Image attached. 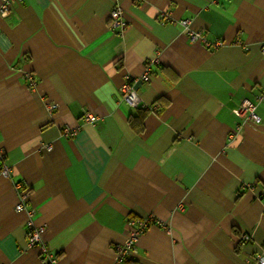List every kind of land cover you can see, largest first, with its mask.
Segmentation results:
<instances>
[{
	"label": "crops",
	"instance_id": "0c3cea01",
	"mask_svg": "<svg viewBox=\"0 0 264 264\" xmlns=\"http://www.w3.org/2000/svg\"><path fill=\"white\" fill-rule=\"evenodd\" d=\"M262 40L264 0H14L0 16V264H43L15 182L55 264H111L147 216L128 264H256ZM131 82L137 107L119 92Z\"/></svg>",
	"mask_w": 264,
	"mask_h": 264
},
{
	"label": "built area",
	"instance_id": "2783aa9c",
	"mask_svg": "<svg viewBox=\"0 0 264 264\" xmlns=\"http://www.w3.org/2000/svg\"><path fill=\"white\" fill-rule=\"evenodd\" d=\"M14 0H0V16H5L10 11V6ZM109 27L111 29H116L118 32H122L127 27V22L123 17L122 9L119 6H114L109 11ZM163 20L170 23H179L182 25V27L186 30L187 35L191 42H198V41H204L203 37L201 36L199 31L191 30L189 27L190 20L187 18L179 19V20H173L168 17V15L162 16ZM206 45L209 43L206 41ZM220 42H216L215 45L218 46ZM260 53L262 58L264 59V40L260 43ZM149 78L148 69L143 72L137 79L134 81L137 82L140 81H147ZM32 83V81L30 82ZM119 92L121 94V98L123 101H125L129 106L131 107H137L139 105V97L136 94L134 83H125L119 88ZM264 98V90L260 92L256 98L255 101H259ZM255 101H250L248 99H243L240 102L241 107H243L248 112V117L253 120H258L257 115L254 113L255 109ZM49 108L55 107V104H49ZM155 107H152L154 109ZM83 120L85 122H94L96 120V117L91 114H84ZM76 132L75 129L66 130V133L68 135H73ZM1 159V155H0ZM0 171L2 174L9 176L10 170L7 165L4 163H0ZM15 189L18 191V201L14 206V209L16 211H25L27 215L26 219V235H27V243L31 246L36 247L40 254H41V260L43 261V264H55L57 261V257L50 253L47 249V246L45 244V241L42 239L41 232H42V226H38L34 222V210L32 208H26V201L28 192L24 191L23 189L20 190V183L15 182L14 183ZM155 222V219L152 216H147L143 220L138 222V225L134 228H131L128 232L126 239L123 243L117 244L114 247L115 256L113 258V261L111 264H128V260L133 258L136 254V243L138 236L143 232L144 228L147 224ZM255 263L256 264H264V256L262 254L255 255Z\"/></svg>",
	"mask_w": 264,
	"mask_h": 264
}]
</instances>
